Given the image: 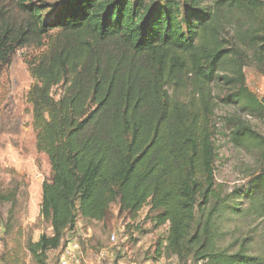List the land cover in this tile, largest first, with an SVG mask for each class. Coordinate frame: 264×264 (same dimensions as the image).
<instances>
[{
  "label": "trees",
  "instance_id": "1",
  "mask_svg": "<svg viewBox=\"0 0 264 264\" xmlns=\"http://www.w3.org/2000/svg\"><path fill=\"white\" fill-rule=\"evenodd\" d=\"M225 10L247 22L230 41ZM44 12L30 0H0V64L18 49H41L29 63L27 100L36 149L51 169L40 216L52 234L33 242L7 227L11 247L0 262L25 264L28 255L30 264H46L78 218L104 222L116 203L127 220L117 228L123 235L140 228L144 208L156 228L168 226L157 258L264 264L216 245L211 92L221 85L219 102L239 111L227 119L229 143L260 152L250 185L264 216V137L244 119L264 116V96L248 89L244 74L249 50L264 69V0H61L47 20Z\"/></svg>",
  "mask_w": 264,
  "mask_h": 264
},
{
  "label": "rangeland",
  "instance_id": "2",
  "mask_svg": "<svg viewBox=\"0 0 264 264\" xmlns=\"http://www.w3.org/2000/svg\"><path fill=\"white\" fill-rule=\"evenodd\" d=\"M30 1L44 6V20L61 3V0ZM222 16L230 22L223 31V36L230 41L238 28L247 22L244 14L237 10H225ZM40 51L34 46L24 47L16 50L8 64H0V194L10 199L9 202H0V255L11 247L10 236L5 235L7 227L12 231L20 229L33 242L41 234H52L51 228L40 216L41 185L51 179V169L46 155L36 149L32 107L27 100L28 92L35 83L29 63ZM246 57L244 74L247 87L253 92L258 87H264V69L254 64L251 50ZM225 91L221 85H211L215 103L212 133L217 149L214 182L221 197L215 216L219 232L216 245L228 253L241 250L264 259V216L258 211L256 199L251 197L254 191L250 185L263 161L256 149L237 148L229 143L227 119L240 114L235 106L219 102L218 98ZM54 93L58 95L59 89H54ZM187 97L188 91L179 96L181 100H187ZM244 119L264 137V116ZM152 217L148 208L142 209L135 219L140 228L123 235L117 228L127 220L125 215L119 214L118 205L114 203L104 222L78 218L73 231L65 234L64 243H78L80 264H113L119 258L136 264H182L176 256L155 257L157 243L166 239L168 226L156 228ZM111 234L118 238L119 248L108 243ZM62 249L47 252L46 264H55ZM25 264H30L28 255ZM185 264L194 263L188 258Z\"/></svg>",
  "mask_w": 264,
  "mask_h": 264
},
{
  "label": "built area",
  "instance_id": "3",
  "mask_svg": "<svg viewBox=\"0 0 264 264\" xmlns=\"http://www.w3.org/2000/svg\"><path fill=\"white\" fill-rule=\"evenodd\" d=\"M253 93L257 98L264 96V87L256 88ZM108 243L113 247H118V238L111 234L108 238ZM118 245V246H117ZM81 253L78 243L68 242L62 250V253L55 264H80ZM113 264H136L131 260L117 259Z\"/></svg>",
  "mask_w": 264,
  "mask_h": 264
}]
</instances>
